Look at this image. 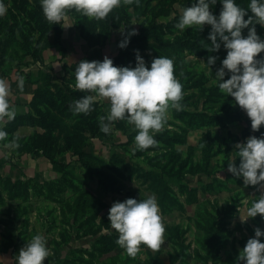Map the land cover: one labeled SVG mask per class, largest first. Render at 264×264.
<instances>
[{
    "label": "rangeland",
    "instance_id": "374dc122",
    "mask_svg": "<svg viewBox=\"0 0 264 264\" xmlns=\"http://www.w3.org/2000/svg\"><path fill=\"white\" fill-rule=\"evenodd\" d=\"M236 2L247 7L248 0ZM5 3L0 77L11 86L9 100L17 114L3 126L7 139L18 137L19 146L10 149L0 141V264H16L18 250L37 233L50 250L43 264H244L236 260L240 249L264 226L259 213L240 217L264 188L245 185L227 163L237 154L235 144L259 137L264 125L253 131L245 111L215 83L226 50L213 53L201 45V40L210 43V25L175 27L191 0H122L104 19L72 9L61 24L45 18L39 0ZM221 7L219 0L210 5L217 14ZM130 28L136 34L118 47L121 30L126 34ZM255 28L264 38V25ZM136 49L146 66L158 55L174 58L185 107L169 109L165 126L155 133L157 145L132 152L138 130L126 119L112 122L107 134L100 130L107 98L94 101L88 114L74 113L70 105L95 94L75 87L80 60L107 55L114 65L134 67ZM44 55L57 66L53 76L31 70L37 62L50 66ZM209 55L218 56L210 66L213 73L205 64ZM18 74L25 77L22 90ZM153 193L165 240L160 249L142 244L129 256L116 243L108 210L115 200Z\"/></svg>",
    "mask_w": 264,
    "mask_h": 264
},
{
    "label": "clouds",
    "instance_id": "9594fccd",
    "mask_svg": "<svg viewBox=\"0 0 264 264\" xmlns=\"http://www.w3.org/2000/svg\"><path fill=\"white\" fill-rule=\"evenodd\" d=\"M39 3L51 24H61L72 9L90 18L104 19L121 5L122 0H39ZM216 3L217 0H191L190 6H183L175 27L184 31L186 26L202 29L205 24L210 25V43L201 40V45L213 53L221 47L226 50L215 71V83L222 93L234 98L250 119L251 129L257 131L264 125V56H257L264 51V38L258 35L255 23L264 25V0H248L247 7L236 0H219L222 7L218 14L210 9V5ZM8 7L5 0H0V16L5 15ZM249 10L252 15H247ZM245 28L247 32L243 34ZM136 31L130 28L125 34L122 29L123 39L117 46L126 47ZM134 51V67L114 65L107 55L102 60H80L74 69L75 87L95 94L80 96L70 105L74 113L88 114L93 110L94 101L107 98L109 110L106 116L99 117L100 130L107 134L112 122L126 119L138 130L132 152L157 145L155 133L165 126L169 109L181 111L185 107L181 103L183 85L174 74V58L158 55L150 61V66H146L139 49ZM217 59V55H209L204 62L212 73L210 66ZM226 74L228 78L224 79ZM16 80L17 87L22 90L25 77L18 74ZM10 92L9 82L0 77V141L15 149L19 146L18 137L7 139L9 133L3 126L17 114L9 100ZM235 149L237 154L227 163V170L242 177L245 185L264 188V132L259 137L249 135L244 142H237ZM237 156L238 165L234 163ZM258 213L264 219V193L251 202L247 214L240 220ZM107 215L110 225L118 233L116 243L129 256H136L142 244L153 250L160 249L165 240L162 214L154 193L143 199L115 200ZM262 236L264 230L256 227L254 236L247 239L236 260H243L244 264H264ZM49 251L45 236L37 233L18 250L16 264H43Z\"/></svg>",
    "mask_w": 264,
    "mask_h": 264
},
{
    "label": "crops",
    "instance_id": "0c3cea01",
    "mask_svg": "<svg viewBox=\"0 0 264 264\" xmlns=\"http://www.w3.org/2000/svg\"><path fill=\"white\" fill-rule=\"evenodd\" d=\"M67 32H70L69 28L67 29ZM56 57H54V58H56ZM42 60H43L44 64L45 63H49L50 66H48V65L47 66L46 65L45 66L39 65V62H37L36 63L37 65H34V67H33L34 69H32V67H31V70L32 71L36 70L35 74H37V76H39V77H40V75H41V77L46 75V72H49L53 76V74H55V72H57L56 71L57 70V66H56L55 62L52 61L53 59L51 60V58H49L48 56L44 55ZM29 69H30V67H29ZM57 75H58V73H57Z\"/></svg>",
    "mask_w": 264,
    "mask_h": 264
},
{
    "label": "built area",
    "instance_id": "2783aa9c",
    "mask_svg": "<svg viewBox=\"0 0 264 264\" xmlns=\"http://www.w3.org/2000/svg\"><path fill=\"white\" fill-rule=\"evenodd\" d=\"M263 226H264V219H263Z\"/></svg>",
    "mask_w": 264,
    "mask_h": 264
}]
</instances>
